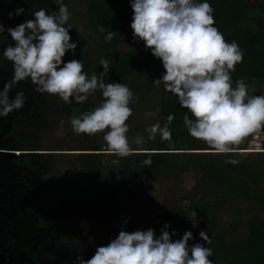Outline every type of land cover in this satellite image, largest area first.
I'll return each mask as SVG.
<instances>
[{
  "label": "rangeland",
  "instance_id": "rangeland-1",
  "mask_svg": "<svg viewBox=\"0 0 264 264\" xmlns=\"http://www.w3.org/2000/svg\"><path fill=\"white\" fill-rule=\"evenodd\" d=\"M121 1L126 12L143 11L142 26H153L173 0ZM86 8L87 0H0V264H107L109 236L105 224H95L75 245H66L60 241L62 228L69 223L78 233L87 228L88 221L78 216L57 219L41 209L31 210V206L43 199L62 200L79 191L91 193L115 183L123 163L119 154L145 153L161 137V94H169L172 83L196 73L207 76L211 66L209 59L218 41L190 26L184 30L179 49L166 52L163 61L168 63L150 75L149 91L124 100L119 113L112 103L95 101L104 169L96 182L87 180L78 171L75 150L79 149L80 134L72 123L70 109L95 84L92 77H82L73 69L70 56L71 51L79 49L92 55L97 50V37L84 27ZM262 26L264 29V21ZM33 30L37 34L32 37ZM193 41L200 45L190 60L188 50ZM132 47V43H126L120 48L126 52ZM51 58L55 59L53 64ZM96 70L104 74L107 65L100 64ZM257 92L263 93L264 85ZM13 124L15 133L10 132ZM237 128L226 117H211L205 133L236 134ZM241 138L244 144L237 152L247 153L264 167V125ZM26 146L35 149L36 155L21 166L16 159ZM99 149L96 146L94 151ZM201 176L190 166L153 178L142 188L137 206L146 219L133 215L141 238L137 247L139 264L201 263L194 254L199 252L204 235V214L195 207L205 204L202 198L217 208L214 233H223L232 223L235 206L223 193L202 189ZM256 190H264V181ZM237 207L245 211L239 219L241 236L247 235L251 217L264 221V212L254 204L242 202ZM170 208L187 212L185 237H178L161 221L162 213Z\"/></svg>",
  "mask_w": 264,
  "mask_h": 264
},
{
  "label": "trees",
  "instance_id": "trees-1",
  "mask_svg": "<svg viewBox=\"0 0 264 264\" xmlns=\"http://www.w3.org/2000/svg\"><path fill=\"white\" fill-rule=\"evenodd\" d=\"M142 18L140 9L124 11L121 0H87L84 27L97 37V50L94 55L83 49L70 52L73 69L95 82L90 93L70 106L72 123L80 134L79 149L75 150L80 176L96 182L104 169L95 101L110 102L119 113L124 100L149 91L150 75L168 63L163 61L166 52L179 49L187 27H196L218 41L213 45L207 76L196 73L172 83L169 94H161V137L145 153L119 154L123 163L115 183L91 193L79 191L63 200L43 199L35 206L59 219L81 216L90 226L104 223L109 235L108 263L137 264L141 238L133 215L146 219L137 206L142 188L153 178L195 167L202 175V189L228 196L236 217L223 233H214L217 208L202 198L205 204L195 207L204 214V235L194 257L201 259L200 264H264V221L251 217L247 235L241 236L239 219L245 211L237 207L250 202L264 212V190H256L264 181L262 162L237 152L244 144L242 135L264 125V92H257L264 85V0H173L153 26H142ZM36 34L31 32L32 37ZM126 43L133 47L125 52L120 47ZM199 45L192 42L190 60ZM103 63L107 71L101 74L96 68ZM211 117H226L238 132L207 135ZM25 150L36 151L31 146ZM20 155L17 162L27 165L30 156ZM161 221L178 237L188 233L187 212L182 209L165 210ZM74 234L67 224L61 238L69 241ZM154 243L159 246L158 241Z\"/></svg>",
  "mask_w": 264,
  "mask_h": 264
},
{
  "label": "flooded vegetation",
  "instance_id": "flooded-vegetation-1",
  "mask_svg": "<svg viewBox=\"0 0 264 264\" xmlns=\"http://www.w3.org/2000/svg\"><path fill=\"white\" fill-rule=\"evenodd\" d=\"M11 133H15L16 132V127H15V125L13 124V126L11 127V131H10ZM0 150H2V149H0ZM4 150H8V149H4ZM24 152H22V154H27L28 156H30V158L33 156V155H36V154H34L36 151H29V152H27L25 149L23 150ZM78 154V153H77ZM44 157H50V156H44ZM29 158V159H30ZM16 162H17V159H16ZM18 163V162H17ZM19 164V163H18ZM28 164V163H27ZM20 165V164H19ZM26 166V165H25ZM63 200V199H62ZM31 210H39V209H41L43 212H45V213H47L49 216H51V213H49L48 211H45L44 210V208H42V207H36L35 206V203H34V205L33 206H31ZM52 217H54V218H56L54 215H52ZM79 218H82V219H85V218H83V217H81V216H78ZM57 219H59V218H57ZM61 220H66V219H61ZM85 220H87V219H85ZM88 221V226H87V228L86 229H83V230H81V231H78V233L76 232V234H74V235H72L71 237H69V241H67V240H64V239H62L61 238V235H60V241L61 242H63V243H65L66 245H75L76 244V242H77V240H79V238L80 237H85V236H87L88 234H89V231H90V228L91 227H93L94 225H92V226H90V221L89 220H87ZM39 224L41 225V226H43V223L40 221L39 222ZM69 224V223H68ZM102 224H104V223H102ZM67 225V224H66ZM65 225V226H66ZM64 226V227H65ZM63 229V228H62ZM85 231H87V233H84ZM61 234H62V230H61ZM109 236V235H108ZM108 242V241H107ZM106 249H107V246H106ZM105 255H106V262H107V264H109L108 263V258H107V250L105 251ZM137 262H138V260H137ZM114 264V263H113ZM121 264H124V263H121ZM137 264H139V262L137 263Z\"/></svg>",
  "mask_w": 264,
  "mask_h": 264
}]
</instances>
